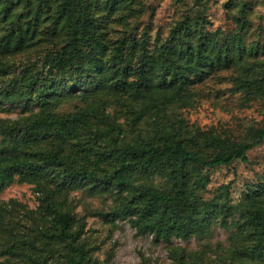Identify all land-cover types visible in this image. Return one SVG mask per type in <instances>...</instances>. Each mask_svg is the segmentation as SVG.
<instances>
[{
  "label": "trees",
  "instance_id": "1",
  "mask_svg": "<svg viewBox=\"0 0 264 264\" xmlns=\"http://www.w3.org/2000/svg\"><path fill=\"white\" fill-rule=\"evenodd\" d=\"M200 1L164 36L143 26L141 0H0V110H20L0 118V192L27 182L39 200L0 199V264H100L78 189L111 197L94 213L156 243L226 229L215 256L177 246V264H264V173L239 196L230 183L204 196L213 169L264 143V43L247 42L246 3L232 2L225 30L210 29ZM208 81L259 102L263 122L191 123Z\"/></svg>",
  "mask_w": 264,
  "mask_h": 264
},
{
  "label": "rangeland",
  "instance_id": "2",
  "mask_svg": "<svg viewBox=\"0 0 264 264\" xmlns=\"http://www.w3.org/2000/svg\"><path fill=\"white\" fill-rule=\"evenodd\" d=\"M146 5L143 15V26L153 27L154 34L160 30L166 36L170 28L185 12L194 5L195 0L176 2L175 0H141ZM235 0H201L198 4L206 8L211 20L210 29L221 27L225 30L236 28L233 13L237 11ZM247 4L251 31L247 42L253 39L264 43V0H238ZM230 3L231 8L226 4ZM241 3V4H242ZM150 6V7H149ZM149 7V8H148ZM154 16L151 19V11ZM206 97L200 100L196 108H190L185 114L191 123L200 125L223 124L239 129L250 123L263 122V113L259 102L244 105L239 94H231L228 83L208 81L203 85ZM221 89V92H216ZM218 93V94H217ZM76 100H68L62 104L63 111H72ZM19 109L13 111L0 110L1 117H16ZM120 120L126 119L120 115ZM249 161H235L231 165L221 166L211 171V181L204 196L210 198L222 184L230 183L235 196L248 182L257 181L259 175L264 173V143L256 146L248 153ZM14 198L29 208H36L39 204L38 196L33 185L27 182L15 181L2 192L0 199L8 201ZM75 210L86 223V231L91 245L94 246V256L100 264H177L172 258L173 248L185 247L189 251H200L205 244L212 246L208 249L211 256L218 248V244L228 245L226 229L217 227L213 236L206 240L196 237L189 239L174 238L171 243H156L152 235H137L136 230L128 221H117L116 224L105 221L96 212L107 209L112 204V198L106 194H91L84 189H78L71 194ZM210 242V243H208Z\"/></svg>",
  "mask_w": 264,
  "mask_h": 264
}]
</instances>
